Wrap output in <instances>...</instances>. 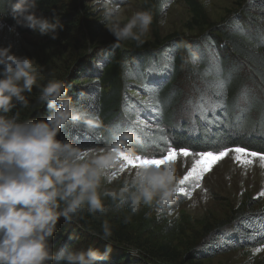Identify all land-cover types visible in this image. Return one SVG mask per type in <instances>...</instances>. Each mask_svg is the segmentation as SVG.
I'll list each match as a JSON object with an SVG mask.
<instances>
[{"label": "trees", "instance_id": "16d2710c", "mask_svg": "<svg viewBox=\"0 0 264 264\" xmlns=\"http://www.w3.org/2000/svg\"><path fill=\"white\" fill-rule=\"evenodd\" d=\"M82 2L38 0L40 13L55 16L64 25L55 41L86 48L98 40L104 23L92 21ZM238 2L239 9L197 38L176 44L168 38L156 51L95 47L88 56L67 66L59 80L66 82L68 94L80 106L99 116L104 127L90 131L82 125L70 126L58 138L89 150L110 145L116 134L131 132L135 134L138 155L159 157L166 147L159 141V129H163L176 150L215 153L225 147H246L264 152V0ZM12 3L13 0H0V19L7 25L15 24ZM17 31L54 41L27 27L19 26ZM216 68L222 71L219 77L215 75ZM217 80L227 85L220 100L211 95L219 91ZM146 84L159 86L158 95L147 92ZM27 99V108L18 107L8 115L19 111L20 120L45 119L46 106L37 99ZM157 101L162 108L159 117L144 103L156 105ZM209 101L211 112L205 108ZM142 119L152 126L144 127L139 122ZM101 221L100 215L88 213L72 223L62 218L52 240L55 249L71 246L74 250L93 247L103 251L110 244L112 254L102 264H197L206 258L264 244V209L234 210L225 220L204 224L181 260L166 245L142 250L120 227L111 225L112 237L102 240ZM253 235L255 239L248 238Z\"/></svg>", "mask_w": 264, "mask_h": 264}, {"label": "clouds", "instance_id": "9594fccd", "mask_svg": "<svg viewBox=\"0 0 264 264\" xmlns=\"http://www.w3.org/2000/svg\"><path fill=\"white\" fill-rule=\"evenodd\" d=\"M98 3L101 22L115 46L128 40L137 46L145 43L154 20L150 11H136L122 22L114 0ZM11 16L15 24L0 19V31L15 36L23 26L56 40L64 28L59 18L40 13L38 0H13ZM14 47V43L0 46V264H102L112 254L110 244L103 251L55 249L52 240L61 219L72 223L85 213H104L105 200L127 206L130 215L125 223L145 207L176 206L181 180L177 165L141 167L117 180L124 163L120 153L138 155L134 133L116 134L110 145L87 154L72 141L59 139L67 127L82 125L91 131L103 128V121L68 94L64 80L50 79L41 85V66L35 58L17 55ZM34 87L39 91L37 102L47 108L46 118L20 120L19 111L9 116L13 109L29 106L25 94ZM197 206L196 200L189 204L192 209ZM101 227L100 238L108 241L112 227L107 220Z\"/></svg>", "mask_w": 264, "mask_h": 264}, {"label": "rangeland", "instance_id": "374dc122", "mask_svg": "<svg viewBox=\"0 0 264 264\" xmlns=\"http://www.w3.org/2000/svg\"><path fill=\"white\" fill-rule=\"evenodd\" d=\"M164 1L166 0H114L115 6L121 13L122 22H126L136 11H150L153 14L154 20L150 31L144 38L145 43L140 46L131 40L120 42L119 46H115L114 37L106 29L105 24L98 40L86 48L78 44L51 41L28 33L15 36L6 29L0 31V46L14 43L13 51L17 55L35 58L42 68L40 83L43 85L50 79L62 77L67 66L93 52L95 47L156 51V48L166 44L168 38L173 44L187 38H197L210 26L222 23L240 7L237 0H207V2L206 0H168L167 3H163ZM82 3L91 15L92 21H102L101 5L98 0H83ZM158 8L161 10L158 11ZM195 10L201 14V18L196 16ZM25 95L26 98L36 99L39 91L34 87L31 94ZM139 122L144 127L152 126L144 119ZM100 148L103 147L82 150V154ZM166 155L165 152L159 157L146 158L164 159ZM233 156V153H229L215 163L198 182L199 187H195L197 181L191 179L185 185H179L191 192V198L177 194L178 204L171 208L145 207L125 223V218L130 215L127 206L105 200L107 210L104 213H96L102 217L101 226L102 222L107 220L110 225L120 227L128 233L132 243L140 246L144 251L158 245H166L172 249L175 257L181 260L197 235L200 236L204 224L225 220L234 210L264 209V196L260 195L264 192V168L259 166L258 158H255L252 166L245 169ZM175 163L183 179L195 166V159L191 155L184 157L180 150H177ZM136 169L138 168L128 166L123 172L119 170L117 180ZM112 186L117 187L118 184L114 183ZM205 196L207 200L204 199ZM193 200L198 201L195 209L189 207ZM258 247H264V244ZM255 248L257 247L230 251L206 258L197 264H264V251L254 254Z\"/></svg>", "mask_w": 264, "mask_h": 264}, {"label": "snow or ice", "instance_id": "6c2138e0", "mask_svg": "<svg viewBox=\"0 0 264 264\" xmlns=\"http://www.w3.org/2000/svg\"><path fill=\"white\" fill-rule=\"evenodd\" d=\"M215 75L217 77L221 76L222 71L219 68H216ZM215 83L219 91L218 92L213 91L211 95L216 100L223 99L225 95V90L227 87L226 81L217 80L215 81ZM145 90L149 92L150 94L158 95L159 86L148 87V85L146 84ZM144 103H145V107L150 108L152 109V111L156 112L158 117L162 115V108L159 107L158 101L156 105H152L147 102H144ZM201 103H204V101L201 100ZM211 103L212 101H209L208 104L205 105V108H207L208 112L212 111V108L209 107ZM159 132H160L159 141H163L164 144L166 145L165 149L161 151V154H163L164 152L167 153L165 158L164 159H155V158L150 159V158H146L145 156H141V155L130 156L127 153L121 152L120 159L124 162L120 168L121 172H123L128 166H132L134 168L161 167L167 163L175 162L177 158V150L170 146V143L167 140V136L164 133L163 129H159ZM180 153L184 157H188L190 155L193 156L195 159V166L183 179L180 180L179 185H185L186 182H188L191 179V180L197 181V183L194 186L199 187L200 185L198 182L202 179L203 175L207 171H210L211 167L215 163L223 159L229 153H233L234 154L233 158L238 163H240V165L244 167L245 169L252 166L255 158H258L259 166L261 168H264V152L249 151L246 147H225L223 150H219L215 153L213 151H206V152H196L194 154L189 152L186 149L181 148ZM249 157L253 159H250ZM177 194L191 198V192L186 191L184 187H178ZM260 195L264 196V192H261ZM204 199L207 200V196H205ZM262 232H264V225H262ZM248 238L255 239V235L248 237ZM253 251H254V254L259 253L260 251H264V247H257Z\"/></svg>", "mask_w": 264, "mask_h": 264}]
</instances>
